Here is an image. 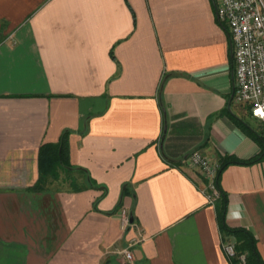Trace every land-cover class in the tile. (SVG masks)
<instances>
[{
  "label": "crops",
  "instance_id": "crops-1",
  "mask_svg": "<svg viewBox=\"0 0 264 264\" xmlns=\"http://www.w3.org/2000/svg\"><path fill=\"white\" fill-rule=\"evenodd\" d=\"M217 1L0 0V264L230 263L185 160L262 151L230 117L247 111L232 101ZM65 130L79 168L66 173L96 186L29 190L40 147ZM219 184L227 225L251 232L264 261V158L227 165Z\"/></svg>",
  "mask_w": 264,
  "mask_h": 264
},
{
  "label": "built area",
  "instance_id": "built-area-1",
  "mask_svg": "<svg viewBox=\"0 0 264 264\" xmlns=\"http://www.w3.org/2000/svg\"><path fill=\"white\" fill-rule=\"evenodd\" d=\"M215 12L230 34L234 63L232 101L243 105L253 119L264 122V0H218ZM185 160L204 179L201 191L207 202L214 205L219 196L214 183L219 164L199 149L190 152ZM119 213L121 228L133 225L124 208ZM222 247L229 264H247L246 253L237 252L232 239L223 240ZM120 253L126 260H132L128 248Z\"/></svg>",
  "mask_w": 264,
  "mask_h": 264
},
{
  "label": "trees",
  "instance_id": "trees-1",
  "mask_svg": "<svg viewBox=\"0 0 264 264\" xmlns=\"http://www.w3.org/2000/svg\"><path fill=\"white\" fill-rule=\"evenodd\" d=\"M224 27V25L220 22ZM165 77L163 76V79ZM162 79V81H163ZM161 81V82H162ZM160 91V88H159ZM159 107L164 113V108L162 106L160 97L158 99ZM232 120L239 125L243 130L249 133L253 138L262 145V151L256 156L249 159H238V158H227L223 160L218 165V169L214 178V183L219 191V196L214 203L216 209V217L219 223V229L221 233L222 240L232 239L235 244V249L237 252L246 253L247 264H264V261L260 259L256 250V240L251 232H248L242 228H234L227 225L225 220V214L227 209V198L225 192L221 189L219 184V178L222 170L229 164H252L259 162L264 158V131L260 132L253 129L250 125L242 118L234 114H231ZM68 130L61 133L59 141L55 144L45 143L39 149V174L41 175L37 182L29 188L31 191H42L45 188L46 177L42 175H47L51 173L53 177H56L57 169L64 168L65 172H71L73 170H79L77 167H71L68 164ZM83 171V170H82ZM70 185L75 190H80L88 187L96 186V182L85 173L82 179V185H78L76 179L69 177ZM131 220L133 219L130 216Z\"/></svg>",
  "mask_w": 264,
  "mask_h": 264
},
{
  "label": "rangeland",
  "instance_id": "rangeland-1",
  "mask_svg": "<svg viewBox=\"0 0 264 264\" xmlns=\"http://www.w3.org/2000/svg\"><path fill=\"white\" fill-rule=\"evenodd\" d=\"M243 119L251 126H253V128H255L256 130L263 132L264 131V123L260 122L258 120L253 119L252 117H250L248 114H245L243 116ZM57 176L53 177L51 174H48L46 177V185L48 183L53 184L51 188H65V187H69V176L68 174L63 170V168H59L57 169L56 172ZM74 173H71V175H73ZM78 174H74V176H76V181L77 183H81V178L79 176H77Z\"/></svg>",
  "mask_w": 264,
  "mask_h": 264
},
{
  "label": "water",
  "instance_id": "water-1",
  "mask_svg": "<svg viewBox=\"0 0 264 264\" xmlns=\"http://www.w3.org/2000/svg\"><path fill=\"white\" fill-rule=\"evenodd\" d=\"M131 219V218H130Z\"/></svg>",
  "mask_w": 264,
  "mask_h": 264
}]
</instances>
